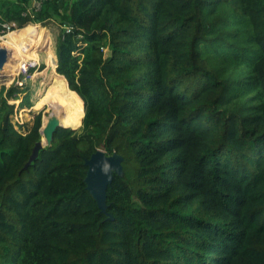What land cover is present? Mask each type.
<instances>
[{"label": "trees", "instance_id": "1", "mask_svg": "<svg viewBox=\"0 0 264 264\" xmlns=\"http://www.w3.org/2000/svg\"><path fill=\"white\" fill-rule=\"evenodd\" d=\"M38 1L0 0V34L55 24L84 116L25 167L42 116L0 88V264H264V0Z\"/></svg>", "mask_w": 264, "mask_h": 264}, {"label": "bare ground", "instance_id": "2", "mask_svg": "<svg viewBox=\"0 0 264 264\" xmlns=\"http://www.w3.org/2000/svg\"><path fill=\"white\" fill-rule=\"evenodd\" d=\"M0 38L3 39V37ZM7 38L6 43L13 48V58L11 62L4 64L0 70L1 74L6 76L5 79L7 80H4V82L11 81L17 73L25 72L32 65L40 62L38 49L45 44L43 63L50 70L51 74L43 76L44 81L41 83V94L34 101V107L39 109L43 104H53L51 111L46 114L44 113L43 124L46 123L49 116H53L58 118L60 124L69 120L73 126H79L83 117L82 100L74 91L68 88L64 77L55 72V55L52 49L48 47V43L50 42L49 36H39L33 29V25L27 24L24 28L11 32ZM17 64L19 68L13 73ZM3 68L10 70V74ZM45 83H47V86H45Z\"/></svg>", "mask_w": 264, "mask_h": 264}, {"label": "rangeland", "instance_id": "3", "mask_svg": "<svg viewBox=\"0 0 264 264\" xmlns=\"http://www.w3.org/2000/svg\"><path fill=\"white\" fill-rule=\"evenodd\" d=\"M31 25H33V29L37 32V34L39 36H44V37L49 36L50 42L48 43V47H50V49H52V52L54 53L55 38H56V35L58 33V27L53 23L45 25V26H42L40 24H31ZM17 30H19V29L6 30L0 34V37H3V39L0 38V47H3L5 50L9 51L8 59L4 64L11 62V59L13 58L12 57L13 56V48H11V46L6 43V41L8 39L7 37L11 32H14ZM16 42H18V41H16ZM45 47H46V45L44 44L43 46L39 47V49H38L40 62L32 65L25 72L17 73L16 75H14V78L11 81L6 82V83L3 82L2 84H0V88L1 87L8 88L12 85L17 87V90H18L17 99L9 98L8 101H9V103L14 104L15 112L13 115V119H14V121H18L19 123H29L30 124L32 119H33V116L36 113L40 112L41 116H43L44 113L46 114L47 112L51 111V109H52L46 105H43L44 110L38 109V108L34 107V103H33L41 94L40 89H41V83L44 81L43 76L45 74H46V76H49L51 74L50 70H48L46 65L43 63ZM55 63H56V57H55ZM4 64H3V66H4ZM5 68H3V69L5 70ZM18 68L19 67L17 64L13 73L16 72V69H18ZM5 71L8 74H10L9 73L10 70H5ZM4 80H7V79H4ZM45 84H46L45 86H47V83H45ZM24 98H27L29 102L33 103V105L30 107L20 106L21 100ZM82 107H83V104H82ZM83 116H84V110H83ZM81 124H82V120H81V123H79V126H75V128H79L81 126Z\"/></svg>", "mask_w": 264, "mask_h": 264}, {"label": "water", "instance_id": "4", "mask_svg": "<svg viewBox=\"0 0 264 264\" xmlns=\"http://www.w3.org/2000/svg\"><path fill=\"white\" fill-rule=\"evenodd\" d=\"M8 56L9 51L5 50L3 47H0V70L3 67V64L7 61ZM56 66L57 65L55 63V71ZM1 73L2 72H0V84L4 82L6 77ZM43 121L44 119L42 116V122L39 128L41 139L35 143L25 167L28 166L34 159H36L40 149L52 143L55 130L62 126L59 123L58 118L53 116H49L45 124H43ZM121 161V156L117 154L107 155L102 149H97L90 155L88 159L85 160V164L87 165V173L85 177L87 189L93 195L98 207L102 212L106 211V188L113 179V173H121Z\"/></svg>", "mask_w": 264, "mask_h": 264}, {"label": "built area", "instance_id": "5", "mask_svg": "<svg viewBox=\"0 0 264 264\" xmlns=\"http://www.w3.org/2000/svg\"><path fill=\"white\" fill-rule=\"evenodd\" d=\"M34 5H35V7H36V8H38V7H39V5H40V2H36V4H34ZM5 26H6V29H7V30H9V26H8V25H6V24H5Z\"/></svg>", "mask_w": 264, "mask_h": 264}, {"label": "crops", "instance_id": "6", "mask_svg": "<svg viewBox=\"0 0 264 264\" xmlns=\"http://www.w3.org/2000/svg\"><path fill=\"white\" fill-rule=\"evenodd\" d=\"M36 2H39V1L38 0H33V5L36 4ZM67 9H68V5H66V7H65V10H67ZM54 55H55V51H54Z\"/></svg>", "mask_w": 264, "mask_h": 264}]
</instances>
